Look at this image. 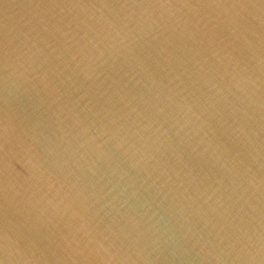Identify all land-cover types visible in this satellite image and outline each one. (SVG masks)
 <instances>
[{
	"label": "water",
	"instance_id": "water-1",
	"mask_svg": "<svg viewBox=\"0 0 264 264\" xmlns=\"http://www.w3.org/2000/svg\"><path fill=\"white\" fill-rule=\"evenodd\" d=\"M0 264H264V0H0Z\"/></svg>",
	"mask_w": 264,
	"mask_h": 264
}]
</instances>
